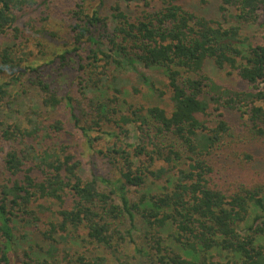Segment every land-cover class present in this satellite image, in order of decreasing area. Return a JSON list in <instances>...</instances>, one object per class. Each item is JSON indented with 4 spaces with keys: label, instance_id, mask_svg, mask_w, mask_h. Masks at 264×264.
I'll use <instances>...</instances> for the list:
<instances>
[{
    "label": "trees",
    "instance_id": "obj_1",
    "mask_svg": "<svg viewBox=\"0 0 264 264\" xmlns=\"http://www.w3.org/2000/svg\"><path fill=\"white\" fill-rule=\"evenodd\" d=\"M48 2L0 0V264H264V0H79L56 56L77 72L66 94L24 50Z\"/></svg>",
    "mask_w": 264,
    "mask_h": 264
},
{
    "label": "rangeland",
    "instance_id": "obj_2",
    "mask_svg": "<svg viewBox=\"0 0 264 264\" xmlns=\"http://www.w3.org/2000/svg\"><path fill=\"white\" fill-rule=\"evenodd\" d=\"M79 0H49L47 4L44 5V8L42 9V13H37L36 11H27V18L29 20H26L27 27L25 28V36L27 38L25 43V51L31 55L30 61H34L37 64H40L42 66V70L44 72V75L49 81H53L56 83L57 90L60 93L66 94L69 93L71 90H74V79L76 77V70L67 67H63L60 65L61 63L58 61L56 56L61 53L62 51L70 48V42L68 37V27L73 22L72 16L69 17L67 14V11L73 7H75V4ZM93 7L97 4L96 1H92L90 3ZM34 16H36V20L32 19ZM260 21L264 22V13L261 12ZM258 32L264 36V28L260 27L259 24L256 26ZM29 61V62H30ZM31 62V63H32ZM34 64V63H33ZM211 66V65H209ZM57 69V70H56ZM212 69V68H211ZM56 70V71H55ZM228 70V69H227ZM227 70H218L214 74H210V76L218 83H221L223 85H228L231 87L237 88V85L243 84L244 87H246V81L240 77L237 71H234L232 74L228 75ZM149 78H151V81H153L155 84L159 85L160 91L165 92L164 96H169V88L168 83L169 80L167 77L163 74V72L160 69H153L148 70L144 69L142 70ZM61 73H63L61 75ZM57 76V77H56ZM123 78L129 83L127 86L132 89L133 86H137L140 90H144L145 86L144 83L139 80L138 75L135 73L130 72L129 74H124ZM250 87V86H249ZM36 96L39 98L41 97L40 93L36 90ZM132 92L134 94V91L132 89ZM74 92L72 93V95ZM137 98V96H135ZM140 100V95L138 97V101ZM258 104L264 105V102L258 101ZM215 106V105H213ZM31 111H26L24 115L20 117V121L22 122L23 126H28L29 124V117L32 116ZM56 115L61 116L63 118H66V115H61L65 113L64 107H61V109L57 112H55ZM35 117L34 115L32 118ZM31 119V118H30ZM50 120H46V123H49ZM129 133L127 138L125 139L126 142L138 144L140 142L139 138V132L134 123L128 124ZM67 130L71 132H74V137L68 138V135H63V138L67 141V143L71 144L72 146H75L76 144L80 143V137H78L75 128L71 126H67ZM66 134V133H65ZM246 139L247 142L252 140V135L248 134V132L243 131L241 134V137ZM249 136V137H248ZM44 138H47V135H44ZM111 140V138H103L100 140L95 141L94 146L97 147H104L107 142ZM48 142H52L51 139H46ZM85 143V142H83ZM82 145V144H81ZM76 147V146H75ZM237 152V157H243V151L235 149ZM82 152H84L82 150ZM84 160L85 167L89 168L91 165L89 163V160L91 161L93 159V154L88 149L84 154L80 155ZM94 166H96L103 174H106L107 176L114 177V179L118 178L117 172L107 169L104 167L102 163H98L97 165L94 163ZM90 176V175H89ZM24 230V228L22 229ZM131 253H134L133 247H130ZM20 251L15 253L14 257V263L15 264H21L20 263ZM22 258V257H21Z\"/></svg>",
    "mask_w": 264,
    "mask_h": 264
}]
</instances>
